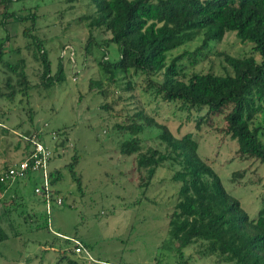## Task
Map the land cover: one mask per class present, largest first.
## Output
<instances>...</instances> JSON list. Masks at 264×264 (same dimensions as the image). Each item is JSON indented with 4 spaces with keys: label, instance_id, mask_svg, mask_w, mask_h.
I'll return each mask as SVG.
<instances>
[{
    "label": "rangeland",
    "instance_id": "obj_1",
    "mask_svg": "<svg viewBox=\"0 0 264 264\" xmlns=\"http://www.w3.org/2000/svg\"><path fill=\"white\" fill-rule=\"evenodd\" d=\"M33 5L41 14L37 21L41 29L36 36L44 40L49 74L55 76L60 67L61 77L49 87L41 86L42 66L23 48L25 40L19 32L16 34V22L0 25V37L5 30L8 35L3 61L14 63L23 57L29 83L36 85L24 89L25 94L18 90L12 100L7 99V75L15 91L21 87L18 76L0 65V167L21 157L23 137L34 135L51 153L48 168L52 177L58 176L51 187L62 203L51 206L48 228L38 213L37 219H28L25 225H4L8 239L0 244L3 256L7 258L11 249V255L22 260L21 264H66L63 256H72L73 243L53 234L59 232L62 238L75 236L83 242L90 257L85 264H101L96 259L117 264H229L219 262L215 254L202 253L204 245L200 242L183 247L180 256L172 250L178 239L168 227L167 217L178 184L170 176L179 166L165 160L145 184L146 174L144 169H136L135 153L125 156L118 150L119 142L130 136L116 128L132 118L144 123L142 118L146 117L166 126L175 137L190 132L197 142V156L211 166L225 191L239 201L248 217L254 218L264 198V164L240 156L235 140L221 129L228 108L206 117L204 111H185L179 102L161 100L153 93L154 85L150 86V81H161V71L149 75L131 70L117 72L111 80L102 75L99 59L114 61L118 51L115 44H105L108 32L89 25L94 10L90 0H14L7 9L23 15V8ZM201 39L202 34H196L166 54V64L179 55V79L186 80L193 72L230 73L225 55H251L259 60L251 44L238 40L233 32H225L219 41H209L202 48ZM87 41L90 44L84 47ZM16 48H21L20 52ZM137 113L141 118H135ZM36 122L39 129L34 131ZM27 130L28 135L23 136ZM159 131L154 124L144 125L136 134L141 152L148 148L163 150V143L156 137ZM70 162L79 184L69 172ZM24 182V192L34 194L32 182L26 178ZM16 207L24 217L27 212ZM39 221L44 225L36 228ZM44 241L55 251H43ZM4 245L9 246L7 250ZM58 249L62 251L57 253Z\"/></svg>",
    "mask_w": 264,
    "mask_h": 264
},
{
    "label": "trees",
    "instance_id": "obj_2",
    "mask_svg": "<svg viewBox=\"0 0 264 264\" xmlns=\"http://www.w3.org/2000/svg\"><path fill=\"white\" fill-rule=\"evenodd\" d=\"M12 1L0 0V25L4 27L9 22L7 19L16 22V34L19 32L25 40L23 48L30 52L33 61L38 60L42 66L39 73L41 86L49 87L60 79L61 72L58 65L55 76L49 74L44 40L36 36L40 30L37 21L41 14L37 5L23 8V15L8 11ZM90 1L94 10L89 17V25L108 32L110 37L105 44H115L118 51V59L114 61L99 59L102 75L111 80L117 72L131 70L149 75L161 71L159 83L150 81V86L154 85L155 96L164 101L179 102L185 111H204L206 117L228 108L222 116L224 126L221 129L235 140L240 156L255 158L264 164V0ZM227 31L233 32L238 40L249 42L259 60L251 55H225L230 73L193 72L186 80L177 77L179 55L165 63L168 51L192 36L202 34V48L209 41H219ZM7 38L5 30L4 36L0 37V65L18 76L17 84L21 87L15 91L9 82L10 76H6L5 85L10 91L5 96L12 100L18 90L25 94L23 90L35 83H29L23 70V57L14 63L3 61V45ZM89 44L87 41L84 47ZM19 49L15 51L18 53ZM137 117L141 118V114L137 113ZM142 119L144 123H136L132 118L129 123L116 125L122 134L130 136L119 142L118 150L125 156L135 153L136 169H144L146 174L145 184L165 160L179 166L170 176L171 181L178 184L175 201L167 217L168 227L178 239L172 250L180 256L183 247L200 242L204 245L202 253L215 254L219 262L264 264V198L256 216L249 218L239 201L225 191L211 166L197 156V142L190 132L175 137L166 126L150 118ZM152 124L160 130L156 137L164 148L162 151L148 148L141 152L136 134L143 130L144 125ZM33 130L37 131L34 125ZM23 139L25 147L22 149L26 151L29 142L27 138ZM68 167L72 178L79 184L72 162ZM52 176L53 173L49 172L50 186L58 179V176ZM4 188L0 183V191ZM56 195L57 191L50 192L51 202L55 201ZM5 238L7 235L0 227V241ZM79 260L85 262L83 257ZM66 264L81 263L66 256Z\"/></svg>",
    "mask_w": 264,
    "mask_h": 264
},
{
    "label": "crops",
    "instance_id": "obj_3",
    "mask_svg": "<svg viewBox=\"0 0 264 264\" xmlns=\"http://www.w3.org/2000/svg\"><path fill=\"white\" fill-rule=\"evenodd\" d=\"M32 7H34V5L29 7V8H32ZM24 14H25V10H24ZM7 20L10 22L9 19H7ZM9 22H7V23H9ZM8 30H9V28H8ZM22 154H23V152H22ZM8 160H9V158L7 159V162H8ZM16 160H14V161H16ZM14 161H12V162H14ZM12 162L6 163L4 166H1L0 169H2L3 167L7 166L8 164H10ZM49 162H50V160H49ZM48 165H49V163H48ZM48 170H49V168H48ZM49 172H50V170H49ZM36 179H37L36 175H29L26 178L27 181L32 182L33 186L37 182ZM33 186H32V188H33ZM4 187L5 188L0 191V227L2 229H3L4 225L12 227V224L15 222H22L25 225L27 223L28 219H29V221L37 219L35 216L36 213H38L40 215V218L44 217V219H45L44 223H45L46 228L51 226L50 225L51 219L48 218V215H51V211H52L51 206H52V208L56 206L54 203L49 202L50 211H49V214L46 215L45 214L46 208H45V204L42 201V199L39 196L34 195L32 193V191H31V193H25L24 192V188H25L24 179L21 181L18 180V181L11 182L8 185H4ZM50 188H51V190H53L52 187H50ZM56 197L60 198L58 193H57ZM16 206L23 207L24 211L27 212L24 217H20V215L16 212V210H15L17 208ZM42 207H43V214H42ZM30 214L32 216L31 218L29 216ZM35 221H37V220H35ZM37 223H38V225L35 226L36 228L39 226L42 227L44 225L40 221ZM53 234H55L57 238L63 239V241H66V239H69V240L76 239L83 244V242L80 239L76 238L75 236L66 237V235H62L63 236V238H62L61 236H59L60 235L59 232H54ZM7 239H8V236L4 240L0 241V244H3V242H5ZM43 244L44 245L41 246L43 251H45V252H47V251L54 252L55 251L54 246L53 245L51 246V244H49L48 241H44ZM8 247H9L8 245H4L5 250H7ZM61 251H62L61 249H58L57 253H59ZM11 253H12V250L8 249V255L7 256L10 258H8V257L6 258V256H3L4 253L0 252V263H3V264H21L22 260L18 259L16 256H12ZM63 258H65V260H66L65 255L63 256ZM70 258L76 259L81 264L87 263V262H82L81 260H79L80 258L78 259V257L73 253H72V256H70ZM52 260L53 259H51V261ZM95 261L100 262L101 264L102 263H105V264H109V263L115 264L116 263L117 264V262H108L107 260H102V259H98V260L96 259ZM23 264H25V263H23Z\"/></svg>",
    "mask_w": 264,
    "mask_h": 264
},
{
    "label": "built area",
    "instance_id": "obj_4",
    "mask_svg": "<svg viewBox=\"0 0 264 264\" xmlns=\"http://www.w3.org/2000/svg\"><path fill=\"white\" fill-rule=\"evenodd\" d=\"M29 142V147L23 152L22 156L16 161L8 164L6 167L0 169V183L8 185L11 182L23 180L29 175H36V183L33 186V192L39 196L45 204L46 212L49 214L50 200V177L48 170V163L51 158V153L39 140L34 138V135L26 137ZM54 204L61 205V198L56 197ZM74 243L73 253L78 257L90 259L87 251L82 244L76 240H71ZM83 254V255H81Z\"/></svg>",
    "mask_w": 264,
    "mask_h": 264
},
{
    "label": "water",
    "instance_id": "obj_5",
    "mask_svg": "<svg viewBox=\"0 0 264 264\" xmlns=\"http://www.w3.org/2000/svg\"><path fill=\"white\" fill-rule=\"evenodd\" d=\"M35 126H36L37 129H39V127H38V123H37V122L35 123ZM28 132H29L28 130L25 131V132L23 133V136H27V135H28Z\"/></svg>",
    "mask_w": 264,
    "mask_h": 264
}]
</instances>
